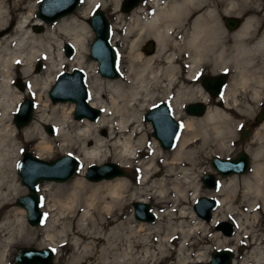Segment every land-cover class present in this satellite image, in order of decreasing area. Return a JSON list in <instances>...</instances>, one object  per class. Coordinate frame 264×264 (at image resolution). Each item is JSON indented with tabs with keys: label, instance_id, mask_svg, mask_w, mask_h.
<instances>
[{
	"label": "bare ground",
	"instance_id": "6f19581e",
	"mask_svg": "<svg viewBox=\"0 0 264 264\" xmlns=\"http://www.w3.org/2000/svg\"><path fill=\"white\" fill-rule=\"evenodd\" d=\"M119 2L114 0L110 41L121 43V76L108 77L88 56L94 32L87 20L93 8L110 6L108 0H84L75 13L49 23L37 15L39 0H0V210L5 213L0 221V264H15L14 245L33 241L39 248L55 249L56 260L66 256L65 264H171L166 260L174 252L184 256L177 264H200L208 260L202 251L214 240L211 226L231 214L236 219L234 233L218 236L215 245L236 251L244 239L257 245L255 261L233 258L230 264H264V245L250 230L264 211V119L254 126L256 147L244 146L251 158L249 169L226 175L208 191L218 200L213 218L205 221L193 204L184 205L194 203L202 191L195 173L204 153H227L239 126L237 117L250 114L252 104L264 98V7L258 0H150L122 11ZM17 9L23 14L12 24L8 13ZM244 10L253 14L228 31L222 17ZM33 24L42 25L44 33H36ZM148 38L155 48L146 54L143 45ZM65 43L73 47L68 57ZM41 59L44 69L35 71L33 65ZM66 64L85 71L88 103L101 110L96 118H75L74 101L49 97L56 74ZM205 67L212 74L231 69L219 98L203 86L195 87ZM16 77L24 89L15 83ZM28 94L35 100L34 118L18 129L14 114ZM158 100L168 102L176 119H185L182 134L170 148H163L153 134L151 141L145 126L143 113ZM192 100L204 102L206 110L186 117L183 109ZM44 124L54 127L56 137L43 131ZM20 134L34 142L41 158L71 153L81 163L71 181H43L47 216L40 226L34 225L38 229L29 227L25 208L14 203L27 188L17 168L23 148ZM150 142L151 157L139 160V189L124 175L89 179L98 182L84 177L92 163L110 159L120 166L132 165ZM150 197L156 200L157 220L139 219L137 227L131 225L128 199L149 202ZM173 222L175 228L169 231ZM174 240L177 249L168 246Z\"/></svg>",
	"mask_w": 264,
	"mask_h": 264
},
{
	"label": "water",
	"instance_id": "95a60500",
	"mask_svg": "<svg viewBox=\"0 0 264 264\" xmlns=\"http://www.w3.org/2000/svg\"><path fill=\"white\" fill-rule=\"evenodd\" d=\"M140 0H121L120 9L129 11L139 3ZM81 0H40L37 15L45 22H51L63 15L72 13L80 4ZM94 37L89 46V55L97 60L98 71L108 77L119 75L117 67V51L110 41L111 25L106 13L100 9H94L88 17ZM241 20L237 16H227L225 24L228 28H235ZM42 25H39L41 28ZM149 50L152 48L148 44ZM64 52L67 56L73 53V47L65 43ZM40 62L36 69H39ZM86 73L79 67L69 70H61L56 74L55 81L48 90V95L52 101H74V117L96 118L101 110L88 103V89L85 83ZM228 79L227 72L217 74H203L202 86L210 96L217 97L224 90ZM20 83V82H19ZM18 83V84H19ZM22 86V84H19ZM33 102L29 98H24L23 102L14 114V121L18 128L28 123L32 118ZM189 115H201L206 110V104L201 101H191L184 107ZM144 118L152 125V134L156 137L163 148H170L174 145L180 131V122L174 117L170 105L165 101H160L151 106L144 113ZM264 119V106L258 111L256 122ZM48 132L53 133L51 125L46 126ZM249 133V127H244L241 137L244 139ZM250 154L242 149L232 157L213 156L211 158L212 167L221 176L233 173L246 172L250 167ZM79 167V160L72 154H63L53 159H44L28 150H23L18 162V175L20 181L26 185L27 192L18 196L16 203L25 208L26 218L30 224H40L45 219V211L41 206L42 198L38 193V184L44 180L64 181L70 179ZM127 172L114 161H105L101 164H90L86 170V178L99 180L110 178L116 175H125ZM202 183L207 187L218 185L214 172H206L202 176ZM217 198L207 195L199 196L193 204V209L202 218L209 220L212 210L217 205ZM134 216L138 219L154 220L156 214L151 205L145 201H133ZM218 227L223 232L231 234L233 225L228 221H221ZM54 250L50 247L20 246L16 249L14 260L16 264H62L53 261ZM234 252L229 247L215 249L209 258L208 264H230Z\"/></svg>",
	"mask_w": 264,
	"mask_h": 264
},
{
	"label": "rangeland",
	"instance_id": "374dc122",
	"mask_svg": "<svg viewBox=\"0 0 264 264\" xmlns=\"http://www.w3.org/2000/svg\"><path fill=\"white\" fill-rule=\"evenodd\" d=\"M8 1H13V0H8ZM150 0H140V2L141 3H146V2H149ZM82 3H81V5L84 3V0L83 1H81ZM108 2H110V6H108V7H106V9H102L101 7H95V8H93V10L94 9H96V8H100V9H102L105 13H106V15L108 16V18H109V20H113L114 19V17H115V14H114V10H113V8H114V0H108ZM120 3H121V0H120V2H119V8H120ZM140 3V4H141ZM258 3H259V5H261L262 7H264V0H258ZM80 5V6H81ZM78 8V7H77ZM76 8V9H77ZM75 9V10H76ZM79 9V8H78ZM77 9V10H78ZM74 10V11H75ZM76 10V11H77ZM92 10V11H93ZM73 11V12H74ZM75 11V12H76ZM92 11H91V13H92ZM74 12V13H75ZM243 12V14H239V15H237L236 14V16L238 17V18H240V20H244L245 18H247L248 16H250L251 14H253V12L251 11V10H244V11H242ZM248 12V13H247ZM91 13H90V15H91ZM126 13V12H125ZM262 13H263V11H262ZM21 14H23V11L21 10V9H17V10H14L13 12H9L8 13V17H9V19H11L12 20V24H16L17 22H18V19H19V17H20V15ZM89 15V16H90ZM228 15H235V14H227L226 16H228ZM49 23V22H48ZM222 23L224 24V26L226 27V25H225V21H224V18L222 17ZM39 25L40 24H33L32 26H31V28L36 32V33H44V27L42 26L41 28H39ZM264 27V21L262 22V27H261V29ZM226 29L228 30V31H230L229 30V28L228 27H226ZM260 29V30H261ZM259 31V30H258ZM113 33V32H112ZM93 37H94V33H93ZM93 37L91 38V41H90V43L92 42V40H93ZM149 41H151V39H146L144 42V44L145 45H143V50H144V52L147 54V53H151V51L153 52L154 51V48H155V43L153 42V46H152V49H150L149 50V48H148V44H149ZM90 43H89V45H88V54H89V46H90ZM114 45V47L116 48V51H117V58H118V69H119V74H120V76H121V71H120V68H119V64H120V59H121V55H122V53H121V51H120V46H121V43L120 42H117L116 44H113ZM63 52H64V45H63ZM64 54H65V52H64ZM66 55V54H65ZM67 56V55H66ZM89 57H90V55H88ZM68 57V56H67ZM91 58V57H90ZM38 62H40V69H36V65H37V63ZM72 67H69L67 64L63 67V69H61V70H69V69H71ZM33 69L35 70V71H42L43 69H44V61H43V59H41V60H38V61H36L35 63H34V65H33ZM227 69V72L229 73L228 74V77L230 76V74H231V69H229V68H225V69H222V70H220V71H225ZM212 74V72L211 71H209V67H205V68H202L201 70H200V72L197 74V77L195 78V80H194V84H195V87H198V86H202V84H201V77H202V75L203 74ZM215 73V72H214ZM119 76V77H120ZM18 81H19V79L16 77V79H15V83L18 85ZM23 85V88H21V86H19L21 89H24L25 88V84L23 83V82H21ZM24 98H29V99H31L32 101H33V103H34V106H35V100H34V98H33V96L32 95H30V94H28V95H26V97H24ZM24 100V99H23ZM23 100H22V102H23ZM69 101V100H68ZM159 101H162V100H158L157 102H159ZM164 101V100H163ZM192 101H194V100H192ZM165 102H167V101H165ZM168 103V102H167ZM211 103H214L213 101H211ZM154 105V104H153ZM214 105V104H213ZM252 106H253V111L250 113V114H248V115H246V116H241V117H237V119H238V121H239V126H238V128H237V132H236V135L233 137V139H234V141H233V144L230 146V149L229 150H226L227 151V153L225 152L224 154H218V152H210V153H208V154H206V153H204V155L202 156V166H201V168L199 169L198 168V173L196 172L195 174L198 176L197 177V179H199V183H200V186H201V188H202V191H201V193L198 195V197L199 196H201V195H207V193H208V191H210L211 189H215V188H213V187H207V186H205L203 183H202V176H203V174L204 173H206V172H214V174L216 175V177L218 178V180H219V184H220V182H221V180H223L224 178H226L225 176H221V175H219L218 174V172L212 167V165H211V163H210V161H211V158L213 157V156H220V157H232V156H234V155H236L240 150H242V149H244V146L246 145V143H248V144H251L253 147H256V144H255V139L253 138V135H254V133H253V130H254V126H256V124H257V122H256V115H257V113H258V111L260 110V108L261 107H263L264 106V98L263 99H261L260 101H258V102H256V103H253L252 104ZM147 110V109H146ZM145 110V111H146ZM34 112H35V107L33 108V111H32V117L34 118ZM74 113V112H73ZM145 113V112H144ZM144 113H143V117H144ZM183 113H184V116H188L187 115V113H186V111H185V109H183ZM73 116H74V114H73ZM145 119V118H144ZM178 121H180L181 122V124L183 125L182 126V130L180 131L181 132V134H182V131H183V127H184V121H185V119H178ZM149 122V123H148ZM47 125H49V124H44V125H42V129H43V131L44 132H47L49 135H50V137H52V138H54V137H56V132L54 131V133H50V132H48V130H47V128H46V126ZM26 126V125H25ZM145 126H146V128H147V130H148V133H149V136H150V138H151V141H152V139H153V136H152V133L150 132V131H152V125H151V122L150 121H147L146 119H145ZM17 127V126H16ZM22 127V126H21ZM24 127V126H23ZM22 127V128H23ZM243 127H249V133H248V135H247V137L246 138H242L241 137V129L243 128ZM18 128V127H17ZM21 128V129H22ZM54 128V127H53ZM19 129V128H18ZM107 129H105V128H102V129H100V133H101V135H105L106 136V134H107ZM180 134V135H181ZM180 135H179V137H180ZM179 139V138H178ZM19 141H21L22 142V144H23V148L21 149V152H20V157H19V160H20V158H21V153H22V151L23 150H28V151H30L32 154H35V150L33 149L34 147H35V144H34V142H31V141H26L25 140V138L23 137V135L22 134H20L19 135ZM152 145H151V142L149 143V146L148 147H146L144 150H143V152H141L140 154H139V156L141 157V161L140 162H143V161H147L150 157H151V154H150V152H149V150H150V147H151ZM210 147H215L213 144H212V146H210ZM63 154H67V153H61V152H57L56 154H54L52 157H50V158H44V159H53V158H55V157H58V156H60V155H63ZM71 154V153H70ZM36 155V154H35ZM73 155V154H72ZM204 157V158H203ZM107 161H112V160H107ZM19 162V161H18ZM105 162V161H104ZM139 162V163H140ZM79 163H80V161H79ZM139 163H137L135 160L133 161V164L132 165H130V166H122V168L123 169H125L126 170V174L124 175V177H127L131 182H132V185L136 188V189H139V187H138V184H140V182H141V178H142V166H140L139 165ZM101 164V163H100ZM90 165V164H89ZM134 165V166H133ZM80 167H81V163H80V165H79ZM79 168V167H78ZM80 169V168H79ZM86 169H87V167H86ZM251 169V168H250ZM250 171V170H249ZM248 171V172H249ZM78 172H79V170L77 169L76 170V172H75V176L78 174ZM247 172V173H248ZM85 174H86V170H85ZM244 174H246V173H244ZM73 175V176H74ZM237 175H243V174H237ZM72 176V177H73ZM74 176V177H75ZM73 177V178H74ZM85 178H86V176H84ZM157 177H158V175H157ZM72 178V179H73ZM71 179V180H72ZM69 180V179H68ZM71 180H69V181H71ZM86 180L87 181H89V182H98V181H90L89 179H87L86 178ZM51 181H53V182H57V183H64L63 181H57V180H51ZM65 182H68L67 180H64ZM102 181V180H101ZM44 182L43 181H40L39 182V184H38V192H39V194H40V196H41V198L43 199V203H44V201H45V198H47V196H46V193L45 192H42L41 190H40V186H42V184H43ZM219 186V185H218ZM26 188V187H25ZM217 188V187H216ZM240 190L242 189V187H240L239 188ZM27 192V188L21 193V194H24V193H26ZM238 194H240L241 193V191H239L238 190ZM20 194V195H21ZM19 196V195H18ZM17 196V197H18ZM208 196V195H207ZM17 197L15 198V200H14V203H15V205H18L17 203H16V200H17ZM197 197V198H198ZM213 197V196H212ZM196 198V199H197ZM133 201H135L134 199H128V203H127V206H126V212L128 213V215H129V217L131 218V219H133V221L132 222H130L131 223V225H134L135 227H137L136 225H137V223H138V221H140L138 218H136L135 216H134V208H133ZM43 203H42V206H43ZM150 205H151V208H152V210H154V208L156 207V200L154 199V198H152V197H150V201L148 202ZM192 204H194V203H191V201L189 202V203H187V204H184L185 206H191ZM235 204H236V202H235ZM192 207H193V205H192ZM261 209H262V207H261ZM195 211V210H194ZM197 214V213H196ZM4 216H5V213H4V211H2V210H0V221L4 218ZM47 216V215H46ZM259 218H260V226H259V224L258 225H254V226H252V227H250V230H251V228H252V230H251V234H255V236L258 238V242H260L259 244H261V245H264V211H261L260 213H259ZM212 217V216H211ZM213 218V217H212ZM155 221L157 220L156 218L154 219ZM205 221H207L206 219H204ZM155 221H153L152 220V222H155ZM211 221V220H210ZM221 221H223V220H219L217 223L219 224ZM224 221H228V222H230L232 225H233V233H234V230H235V228H236V219H235V217L233 216V214H231V215H228L226 218H224ZM26 222L28 223V225H29V227L31 228V229H38V227L37 228H34L35 226H40L39 224H35V226L34 225H32V224H30L28 221H27V218H26ZM213 224L212 226H211V233H210V235L212 236V237H214V240L212 239L210 242H209V248H208V251H202L203 253H205L206 255H207V257H206V259L208 258V260H204V261H201L200 262V264H208V261H209V258H210V255H211V253L215 250V249H217V248H219L218 246H216L215 245V240L217 239V237L218 236H222V237H229L230 235H228L227 233H225V232H223L222 231V229H220L219 227H218V224ZM175 225H176V222H173V223H171V225H169V231H173V228H175ZM207 225H210L209 223H207ZM232 233V234H233ZM231 234V235H232ZM20 246H34V247H38L37 246V242L36 241H33V242H19V243H17V244H15L14 245V248L12 249L13 251H12V254H11V258H12V260H13V262L16 264V262H15V260H14V257H15V253H16V249L18 248V247H20ZM168 246H170L171 248H173V249H177L178 247H179V243H178V241L177 240H174L173 241V243L172 242H169L168 243ZM65 247L67 248V247H69V245H65ZM51 248V247H50ZM257 248V245H255V244H253V245H248L247 243H246V241L243 239L242 240V242L239 244V246H238V248H237V250L236 251H233L234 252V255H233V258L234 259H237V260H239V261H242L244 258H249L251 261H255V259H256V254H254V250ZM53 249V248H52ZM54 250V255H53V261L54 262H56V263H62V264H65L64 262L66 261V259H67V257L65 256V258L63 257V258H61L60 260H56V250L55 249H53ZM178 259V260H177ZM184 259V256L181 254H178L177 252H174V254H172V256L170 255L169 257H168V259L166 260L168 263H171V264H177V262L179 261V260H183ZM234 259H232V260H234ZM160 264H165V261L164 262H162V263H160ZM193 264H197V263H193Z\"/></svg>",
	"mask_w": 264,
	"mask_h": 264
},
{
	"label": "snow or ice",
	"instance_id": "6c2138e0",
	"mask_svg": "<svg viewBox=\"0 0 264 264\" xmlns=\"http://www.w3.org/2000/svg\"><path fill=\"white\" fill-rule=\"evenodd\" d=\"M99 7V6H98ZM225 71H227V69L225 70ZM183 125H181V127H182ZM45 215H47V214H45Z\"/></svg>",
	"mask_w": 264,
	"mask_h": 264
}]
</instances>
